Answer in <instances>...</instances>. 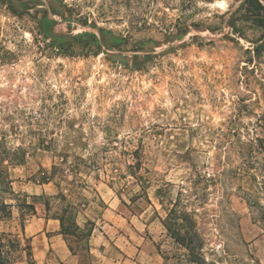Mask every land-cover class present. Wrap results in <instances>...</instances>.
I'll return each mask as SVG.
<instances>
[{
	"label": "rangeland",
	"instance_id": "rangeland-1",
	"mask_svg": "<svg viewBox=\"0 0 264 264\" xmlns=\"http://www.w3.org/2000/svg\"><path fill=\"white\" fill-rule=\"evenodd\" d=\"M48 1L59 13L45 31L35 6L21 18L0 8V46L16 54L2 61L0 47V135L24 158L9 169L19 197L40 195L41 215L71 206L81 231L68 239L82 264L92 255L117 264L127 251L147 264L151 249L163 264H264V148L239 140L264 136V95L248 86L250 43L225 22L240 0ZM241 98L260 102L239 118ZM137 157L139 182L129 168ZM4 197L13 215L0 232L20 233L35 215ZM110 219L131 226L93 250L92 224L107 230ZM178 226L196 234L195 255ZM32 232L34 264H60ZM32 258L22 250L12 264Z\"/></svg>",
	"mask_w": 264,
	"mask_h": 264
},
{
	"label": "trees",
	"instance_id": "trees-1",
	"mask_svg": "<svg viewBox=\"0 0 264 264\" xmlns=\"http://www.w3.org/2000/svg\"><path fill=\"white\" fill-rule=\"evenodd\" d=\"M142 1V0H139ZM154 1V0H153ZM152 1V2H153ZM193 0H184V2L191 3ZM208 2H212L213 0H206ZM162 3H168L167 0H161ZM31 6H35L36 12L32 17H35L36 22L39 24V28L42 30H46L44 25L46 21L49 19L50 13L57 14L59 13L58 9L52 4L51 1L48 0H0V8H5V10L15 17L21 18L24 14H26ZM41 15V17H38ZM226 24L230 28V33L234 35L232 37L236 42H240V39L247 41L249 46L246 48V52L250 54V57L247 59L246 63V72L249 73L253 77L252 80L248 79V86H250V90L254 93L255 96L260 98L261 95H264V70L259 65V57L264 54V0H240L239 5L235 9V11L226 19ZM253 30V35H249L248 30ZM188 29L186 28L182 33L186 34ZM90 37L96 39L94 34H89ZM3 53L5 54V58H1L2 61H9L15 58V53L6 48V46L1 45ZM257 61H259L257 63ZM249 66V67H248ZM260 66V67H259ZM257 70L260 71L256 73ZM255 73V74H254ZM260 89L261 91H257ZM245 98H241L240 101L243 102L239 107L238 117H242L246 112L254 113L252 107H257L260 100L250 101L249 103L245 102ZM256 124L264 129V108L257 115ZM242 145L252 144L255 140H258L260 143V147L264 148V136L256 135L255 137L243 139L239 138ZM24 161V158L20 157V150L7 145L5 134L0 135V219L7 217L12 218L13 215V203L8 202L4 197L7 194L10 197H15L18 200L19 208L21 215L27 212V216L35 215L36 211V199L40 198V195H33V200L28 201L27 195L25 194L23 198H20L21 193H17L13 188V180L10 177V166L20 165ZM141 161L140 158L137 157L135 164H130V172L136 180H141ZM55 167V165H54ZM51 175L45 176L44 182H49L50 178L53 176V171L50 173ZM2 193V194H1ZM44 196V195H43ZM67 195L63 193L62 199L67 201ZM15 199V200H16ZM45 205L47 210L49 209V202L45 201ZM70 205L67 204V207L63 208L62 213H56L53 215L54 218H57L60 221V233L63 235L69 249L74 254H78L77 250L73 248L71 242L68 239V235L70 233L74 234L81 231L80 225L76 220L71 218V212L68 210ZM262 206V205H260ZM27 210V211H26ZM26 214V213H25ZM178 217V216H176ZM92 224V228L89 230L88 235L91 236L94 227ZM178 232V236L180 239V243L184 245L187 249H189L192 255H195L196 250V234L192 236L191 230L186 235H181L179 231H181L180 227H175L174 229ZM79 234V233H78ZM33 238L26 234L25 224H21V232L13 233V232H0V264H12L17 258L20 251H26L30 258L33 257ZM200 248V247H199ZM90 252V248H89ZM34 258V257H33ZM30 259L31 264L35 263V259ZM200 259L194 256L192 259L195 264L201 263ZM82 264V263H80ZM91 264V262L86 263Z\"/></svg>",
	"mask_w": 264,
	"mask_h": 264
},
{
	"label": "crops",
	"instance_id": "crops-1",
	"mask_svg": "<svg viewBox=\"0 0 264 264\" xmlns=\"http://www.w3.org/2000/svg\"><path fill=\"white\" fill-rule=\"evenodd\" d=\"M35 218V220H33L32 218L27 220V223L25 224L26 234H28L27 232L29 230H32V234L35 238L37 236L45 237L49 245L48 249H52L54 257L58 260L60 264H80V255L71 252L63 235L59 232L60 221L57 218H54L53 216L47 214L41 215L40 213H36ZM152 223L155 224L156 222L154 221ZM107 224L108 229L105 230L104 226H101V223H96V226L94 227V230L90 236V244H92L91 248L93 250L101 251L102 246H105L107 243H112V241L118 236V233L120 232L119 228L124 230V228H128L129 225L131 226L129 222L122 223L121 221L119 223L117 219H110ZM136 233H138V236L140 238H143L140 232L136 231ZM120 236L123 237L124 234L121 233ZM128 241L130 242V244L133 243L130 240ZM146 246L147 245L144 244L142 250H146ZM116 255L120 256V259L117 264H142V262L144 263V261H142L141 252L138 254H133L127 251V253L119 252L118 254L116 253ZM146 260L148 259H145V262H147V264H163V259L161 255L157 251H153V249L149 251V260ZM91 264H100L94 255H92Z\"/></svg>",
	"mask_w": 264,
	"mask_h": 264
},
{
	"label": "flooded vegetation",
	"instance_id": "flooded-vegetation-1",
	"mask_svg": "<svg viewBox=\"0 0 264 264\" xmlns=\"http://www.w3.org/2000/svg\"><path fill=\"white\" fill-rule=\"evenodd\" d=\"M59 44H63L65 41L64 40H58Z\"/></svg>",
	"mask_w": 264,
	"mask_h": 264
}]
</instances>
